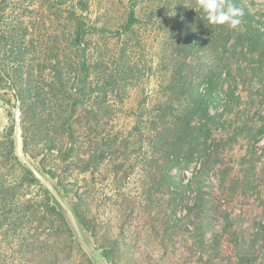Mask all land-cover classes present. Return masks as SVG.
Instances as JSON below:
<instances>
[{"label":"rangeland","instance_id":"374dc122","mask_svg":"<svg viewBox=\"0 0 264 264\" xmlns=\"http://www.w3.org/2000/svg\"><path fill=\"white\" fill-rule=\"evenodd\" d=\"M88 1L90 23L97 26L100 32L94 35L93 51L90 50L86 56L91 61L102 57L110 63V71L119 65L121 76L125 77L118 89L109 93L105 100L115 105L116 118H113L108 130L114 127L119 139L113 141L117 145L108 148V158L100 169L81 174L76 167L62 165L57 153L65 149L66 142L61 140L56 129L44 137L31 134L27 137L22 126V102L7 90L5 82L0 85V140L14 124L15 154L63 207L74 232L76 255L79 257L84 253L92 264H107L99 247L116 244L122 254L115 257V264H264V137H258L257 141L239 137L236 142L229 140V137L227 144H224L225 150H221L217 158L218 163L210 172L202 175L199 161L175 172L177 195L170 196L160 188L157 191L159 194L148 196L146 190L151 186L149 174L153 170L150 164L149 127L154 117V107L171 98L166 91L170 85V74L166 71V62H163V59L170 57L171 50L166 45L164 34H159L157 29L155 31L147 19L137 26L130 37H119L117 31L127 18L131 0ZM243 1L250 10L254 27L264 33V0ZM151 6L150 2L140 5L139 15L150 13ZM43 10L40 0H14L13 7L5 11L7 27L12 24L10 29L13 27L22 32L27 31L28 27L24 46L31 42V48L24 52H30L25 57L26 69L29 66L39 68L43 65V57L53 56V52L43 56L40 50V44L42 47L44 41L49 40L40 34L39 23L49 16L46 11L43 16ZM168 18L171 19V15ZM205 43L195 57L200 59V65L205 63L209 67H217L228 64L235 76L233 89L237 85V90L232 91L231 100L230 95L226 97L221 94L212 105L211 113L218 117L220 129L223 130L221 133L233 132L244 125L248 135L260 117H264V70L256 63L258 55L262 53L247 56L216 52L215 49L208 50ZM20 46V40L13 39L9 43L8 53L11 50L19 53ZM260 49L263 52L264 48ZM74 56L68 53V57L75 60ZM10 67L13 65L10 64ZM49 70L46 69V75ZM99 70L102 82L106 77L102 69ZM92 77L96 81V75ZM225 86L228 87L227 84ZM52 109V106L47 107L46 113H55L57 120V114ZM111 116L105 115V112L102 114L105 121H109ZM140 122L143 123L144 133H147L142 145L141 135L132 132ZM219 132L216 133L218 138L222 137ZM53 143L57 147L53 152H48ZM88 150L86 147L85 154ZM3 152H6L5 148ZM116 160L127 161L124 169H127L128 177L123 185L117 183L122 174H118L115 168ZM50 170L58 177L65 175L66 181H71L74 194L78 192V183L87 190L85 209L89 215L100 216L103 220L98 238L85 232L79 225L71 207V198L75 195L67 198L60 190L57 178L48 174ZM200 201L206 206L204 213L207 214L208 227L204 236L195 222L198 212L192 211ZM175 206L176 210L173 209ZM227 226L231 229L226 232ZM43 239L57 241L56 237L49 235ZM236 241L245 247L246 259L243 262L237 258ZM67 245L64 243L62 247ZM13 257L0 258V264H28L20 261V256ZM78 257L73 256L71 261H64L63 264H84ZM49 263L42 255L29 264Z\"/></svg>","mask_w":264,"mask_h":264},{"label":"trees","instance_id":"16d2710c","mask_svg":"<svg viewBox=\"0 0 264 264\" xmlns=\"http://www.w3.org/2000/svg\"><path fill=\"white\" fill-rule=\"evenodd\" d=\"M40 1L44 9L43 16L45 11L49 14L39 23L40 34L49 39L44 41L42 47L40 44V50L43 56L47 52H53V56L43 57L41 67L47 65L44 69L32 66L26 69L25 57L30 52H24L31 48V42L27 47L24 46L28 27L24 32L13 27L10 29L12 24L7 27L5 11L8 7H13L14 0H0V85L5 82L7 90L22 102V126L27 137L29 134L44 137L56 129L61 140L66 142L65 149L57 153L61 164L76 167L81 174L94 173L108 158V148L117 145L113 141L119 139L114 127L108 130L113 118H116L115 105L106 103L105 100L109 93L118 89L125 77L121 76L119 65H115L117 69L110 71V63L102 57L91 61L86 56L90 50L93 51L94 35L100 32L97 26L90 23L87 15L90 9L88 0ZM131 1L127 18L117 31L119 37H130L137 26L147 19L155 31L157 29L159 34H164L166 45L171 50L170 57L163 59L166 71L170 74V85L166 91L171 98L154 107V117L149 127L150 164L153 170L149 174L151 186L146 193L148 196L159 194L157 191L162 188L170 196H175L178 194L175 191L176 171L200 161L202 175H205L218 163L217 158L221 150H225L224 144H227L226 139L229 137L234 142L239 137L255 141L258 137H264V117H260L257 124L248 131V135L244 125L242 129L221 133L223 130L220 129L218 117L211 113V107L221 94L226 97L230 95L231 100L232 91L237 90V85L233 89V70L226 63L225 66L217 67H209L205 63L200 65V59L195 58L206 42L208 50L215 49L216 52L247 56L262 53L258 55L256 63L264 70V49L263 52L260 49L264 48V33L254 27L250 10L243 0H233L243 11L242 23L237 30L208 24L201 13L195 11L196 0ZM147 2L152 4L150 13L139 15V6ZM162 3L164 4L160 6ZM169 15L171 19L168 18ZM16 38L21 43L19 53L13 50L8 53L9 43ZM68 53H73L76 59L68 57ZM46 69H50L48 75ZM99 69H102V74L106 77L102 82ZM93 74L96 75V81L92 79ZM129 82L127 77V83ZM49 106L53 107L52 111L55 110L57 120L55 113H46ZM104 112L107 116L112 115L109 121L103 120ZM142 127L143 123L140 122L132 129V132L141 135V145L147 135ZM218 131L222 136L220 138L216 137ZM14 132L13 124L7 135L0 140V258L20 256V261L29 264L43 255L50 261L49 264L69 262L73 256L78 257L74 232L61 204L34 173L18 160ZM25 145H28L27 138ZM2 147L6 152H3ZM56 147V143H53L48 152H53ZM86 147L89 150L85 154ZM126 163L125 160L115 161L118 174H122L118 184L123 185L126 176L128 177L127 169H124ZM48 174L57 178L58 186L67 198L75 195L71 198L74 216L85 232L98 238L103 220L100 216L89 215L85 209L87 190L78 183V192L74 194L71 181H66L65 175L58 177L51 170ZM178 186L181 187V184ZM171 202L174 203V199ZM173 209L176 210L177 207ZM192 211L198 212L195 222L204 236L208 227L207 214L204 213L206 206L201 201L197 202ZM228 226L225 228L226 232L231 229ZM48 235L56 237L57 241L43 239ZM64 243L69 245L62 247ZM236 248L238 260L245 261V247L236 241ZM99 249L107 264H115V257L122 254L116 244L101 245ZM80 251L79 248V254ZM215 254L218 255L216 252ZM78 258L84 264H92L84 253Z\"/></svg>","mask_w":264,"mask_h":264},{"label":"clouds","instance_id":"9594fccd","mask_svg":"<svg viewBox=\"0 0 264 264\" xmlns=\"http://www.w3.org/2000/svg\"><path fill=\"white\" fill-rule=\"evenodd\" d=\"M197 10L210 25L237 30L242 23L243 11L233 0H196Z\"/></svg>","mask_w":264,"mask_h":264}]
</instances>
